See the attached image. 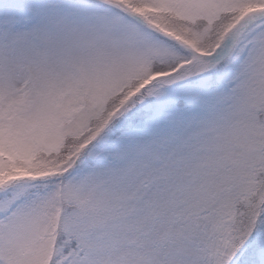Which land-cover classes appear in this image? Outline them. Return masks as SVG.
<instances>
[{
    "label": "snow or ice",
    "instance_id": "6c2138e0",
    "mask_svg": "<svg viewBox=\"0 0 264 264\" xmlns=\"http://www.w3.org/2000/svg\"><path fill=\"white\" fill-rule=\"evenodd\" d=\"M0 264H264V0H0Z\"/></svg>",
    "mask_w": 264,
    "mask_h": 264
}]
</instances>
